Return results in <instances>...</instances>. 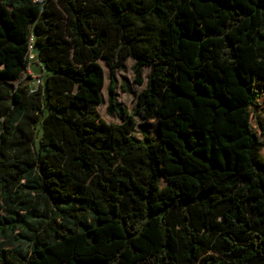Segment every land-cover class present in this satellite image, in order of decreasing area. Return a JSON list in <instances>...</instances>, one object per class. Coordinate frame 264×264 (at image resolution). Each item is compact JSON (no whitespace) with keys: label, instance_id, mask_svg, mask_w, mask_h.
I'll return each instance as SVG.
<instances>
[{"label":"trees","instance_id":"trees-1","mask_svg":"<svg viewBox=\"0 0 264 264\" xmlns=\"http://www.w3.org/2000/svg\"><path fill=\"white\" fill-rule=\"evenodd\" d=\"M129 58L158 141L117 108ZM259 79L264 0H0V262L264 264Z\"/></svg>","mask_w":264,"mask_h":264},{"label":"rangeland","instance_id":"rangeland-1","mask_svg":"<svg viewBox=\"0 0 264 264\" xmlns=\"http://www.w3.org/2000/svg\"><path fill=\"white\" fill-rule=\"evenodd\" d=\"M104 69V88L101 92L102 103L96 106L102 120L108 124H120L121 120L118 114H109V97L108 88L110 85V72L105 66L103 61H99ZM135 61L131 58L127 59L123 67L117 69L114 73V79L116 84V102L117 108L125 111L128 116L134 118L137 122V128L134 132V136L138 140L144 141H158V122L156 120H143L136 113L138 108V98L143 90L147 87L149 69L143 68L142 84H138L135 80L134 74ZM31 74L33 77V85L35 84L34 78H37L41 74L40 68L36 64H31ZM256 90L260 93L259 99L256 101L257 108L254 112V118L252 120L253 129L257 133L260 141L264 142V80H257L255 84ZM262 156L264 157V149L262 151ZM162 185L164 183L162 182ZM5 216V212H3ZM20 236V231H16L14 234L9 235L3 241L1 246L2 249L8 252L9 258H12V252H20L22 254L26 253L27 243L25 235ZM25 238V239H24ZM0 264H2L0 262ZM6 264V263H4Z\"/></svg>","mask_w":264,"mask_h":264},{"label":"built area","instance_id":"built-area-1","mask_svg":"<svg viewBox=\"0 0 264 264\" xmlns=\"http://www.w3.org/2000/svg\"><path fill=\"white\" fill-rule=\"evenodd\" d=\"M40 1H43V0H34V2H40ZM35 51H34V43H33V37H31V40H30V43H29V48H28V61L29 63H33L34 60H35ZM34 81H35V84H34V87L36 88L40 81L38 78H34ZM33 92V91H32Z\"/></svg>","mask_w":264,"mask_h":264}]
</instances>
